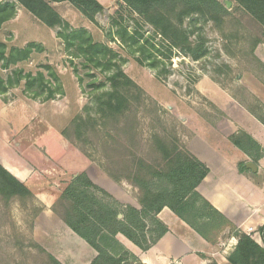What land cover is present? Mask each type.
Instances as JSON below:
<instances>
[{
	"label": "rangeland",
	"instance_id": "1",
	"mask_svg": "<svg viewBox=\"0 0 264 264\" xmlns=\"http://www.w3.org/2000/svg\"><path fill=\"white\" fill-rule=\"evenodd\" d=\"M219 1L229 11L223 21L194 14L179 23L189 41L181 47L172 46L153 26L118 0H98L105 10L97 15L96 24L65 3L60 12L71 27L85 28L95 43L108 48L109 52L99 56L98 69L84 55L68 56L75 49L70 53L65 51L63 42L57 38L59 29L52 31L44 24H36L23 32L24 38H40L45 47L18 64V68L36 74L41 66L48 65L63 86L62 94L48 101L55 110L53 136L42 138L41 145L34 144L44 154L45 145L50 146L55 168L68 166V181L57 189L64 192L73 175L77 174L76 178L89 165L100 167L113 178L128 179L136 174L140 161L152 166L162 163L167 144L179 139L185 145L190 131L182 123H189L194 113L210 120L220 118V112L208 97L215 89L228 91L246 108L264 114L262 104L256 102L247 86L251 84V76L264 81V68L255 55V49L264 41V29L233 0ZM20 30L24 28L9 24L2 31L0 41L7 45L8 51L25 42L14 35V31ZM11 71L3 70L0 64L3 78ZM3 95L5 102L18 100L17 104H21L17 99L20 96L46 103L28 96L23 82ZM111 98L113 103L117 98L126 101L113 108L109 103ZM35 131L36 127L29 125L28 137L23 141L31 143ZM59 136L67 143L63 150L55 145ZM62 156L70 159L66 162L61 160ZM58 201L54 207L62 213ZM40 210L35 199L7 205L0 198V264H46L47 258L34 240L35 219ZM225 231L219 234L217 242H227L229 230Z\"/></svg>",
	"mask_w": 264,
	"mask_h": 264
},
{
	"label": "trees",
	"instance_id": "2",
	"mask_svg": "<svg viewBox=\"0 0 264 264\" xmlns=\"http://www.w3.org/2000/svg\"><path fill=\"white\" fill-rule=\"evenodd\" d=\"M55 1L69 2L93 24L97 22V15L105 10L98 0ZM118 1L153 26L174 47H181L189 42L187 34L179 26L183 19L201 14L213 21H223L229 15L226 6L219 0ZM233 1L264 29V0ZM18 4L47 27L61 30L57 33V38L63 42L65 51L70 53L75 49V52L68 56L79 58L80 55H84L86 61L93 67L97 69L101 67L99 56L101 53L105 54L108 48L95 43L85 28L73 29L46 0L0 1V29L4 23L15 18ZM122 32L128 35L126 30ZM131 38L135 40L134 36ZM42 51L43 47L37 43L8 51L7 45L0 41L2 69H12L7 78L0 74V95L22 82L24 92L33 99L48 102L62 94L60 78L50 66H41V71L36 74L26 73L18 68V64L28 61L34 52ZM258 63L264 68V62L258 60ZM105 68H108V65ZM74 71L79 77L76 67ZM113 100L111 98L109 102L113 108L126 101L117 98V102L113 103ZM256 102L260 105L258 101ZM260 106L264 110V105ZM248 110L264 124V114ZM230 141L254 161L264 156L262 147L245 133L232 136ZM138 165L136 174L129 176L127 180L138 188L142 210L123 205L107 191L95 185L86 173L78 175L60 196L58 203L63 207L62 213L54 207L64 223L97 252L92 264H141L116 237L121 234L141 250H148L168 232L167 227L158 219V214L164 208H169L211 243H217L219 234L229 230V236L238 241L228 257L231 264H264V226L259 229L263 241L261 246L253 239L252 234H246L238 229L199 193L198 187L208 176L209 168L191 155L179 139H175L174 143H169L164 148L162 163L152 166L140 161ZM0 198L8 205L12 201L33 200L34 195L0 164ZM120 215L122 218H119ZM36 247L47 258L46 264H62L40 245L36 244Z\"/></svg>",
	"mask_w": 264,
	"mask_h": 264
},
{
	"label": "crops",
	"instance_id": "3",
	"mask_svg": "<svg viewBox=\"0 0 264 264\" xmlns=\"http://www.w3.org/2000/svg\"><path fill=\"white\" fill-rule=\"evenodd\" d=\"M46 1L70 24L60 12L66 1ZM69 5L73 8L70 3ZM9 24L24 28L14 31L17 40L23 38L22 41H25L15 48H25L31 43L45 47L40 38H24L25 30L43 23L21 5H17L15 18L3 24L0 36ZM255 50L257 58L264 62V41ZM249 82V92L264 105L263 78L251 76ZM209 94H212L208 97L220 112V118L210 120L197 112L189 118V123H182L190 131V136L184 143L185 147L209 168V174L199 185L198 191L238 229L252 234L253 239L263 246L259 229L264 226V156L254 161L237 148L230 138L245 133L264 150V124L228 91L215 89ZM17 97L21 104H17L18 100L5 102L4 95H0V164L27 186L34 195L35 202L39 203L41 210L35 219L34 240L62 264H92L97 252L74 233L54 210L63 193L62 189L56 187L63 186V182L68 181L69 168L54 167L50 146L48 148L47 144L44 148L45 154L34 146L41 145L42 138L53 136L52 117L55 110L49 102L37 103L26 97ZM29 125L33 128L35 126L38 131L31 134V143L29 140L23 141V138L28 137ZM55 145L63 150L67 143L59 136ZM60 158L66 162L70 159L66 160L64 156ZM249 163H253L256 168H248ZM82 173H86L91 181L123 205L142 210L139 190L127 179L113 178L100 167L93 168L91 165ZM75 175L77 174L73 175L72 181ZM158 219L167 227L168 232L146 251L121 234L116 237L139 263L231 264L228 257L238 241L228 236V232L227 242L220 240L211 243L169 208H164L158 214Z\"/></svg>",
	"mask_w": 264,
	"mask_h": 264
},
{
	"label": "water",
	"instance_id": "4",
	"mask_svg": "<svg viewBox=\"0 0 264 264\" xmlns=\"http://www.w3.org/2000/svg\"><path fill=\"white\" fill-rule=\"evenodd\" d=\"M247 167H248V168H251V169H255V168H256L255 165H254L253 163H249V164L247 165ZM119 218H122V215H120Z\"/></svg>",
	"mask_w": 264,
	"mask_h": 264
}]
</instances>
